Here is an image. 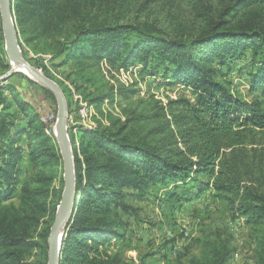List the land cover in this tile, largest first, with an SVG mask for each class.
<instances>
[{"label": "trees", "instance_id": "16d2710c", "mask_svg": "<svg viewBox=\"0 0 264 264\" xmlns=\"http://www.w3.org/2000/svg\"><path fill=\"white\" fill-rule=\"evenodd\" d=\"M11 1L21 47L70 62L77 77L94 87L85 96L92 103L129 102L125 120L109 115L108 125L79 133L80 150L73 152L76 199L59 264H129L134 245L127 222L118 219L134 212L127 198L145 201L172 186L176 191L168 199H176L179 185L189 190L186 195L212 191L233 218H243L256 264H264V0H220L229 3L219 11L199 8L206 0H186L196 19L186 37L155 22L93 15L83 0ZM47 39L51 46H40ZM247 52L254 65L251 101L235 97L215 66L230 67ZM103 60L114 69L155 60L159 67L173 68L167 74L195 99L182 95L164 106L154 97H137L135 89L121 87L116 93L105 81ZM19 92L15 85L0 87V264H25L37 237L47 245L57 210L52 208L51 224L40 231L57 174L47 170L59 162L56 138ZM15 104L24 115L17 122ZM24 120L27 126L20 123ZM23 136L29 139L26 155L17 147ZM232 253L231 241L220 235L180 264H228Z\"/></svg>", "mask_w": 264, "mask_h": 264}, {"label": "rangeland", "instance_id": "374dc122", "mask_svg": "<svg viewBox=\"0 0 264 264\" xmlns=\"http://www.w3.org/2000/svg\"><path fill=\"white\" fill-rule=\"evenodd\" d=\"M83 1L86 2L87 10L92 11L93 15L124 23L155 22L168 29L172 35L179 37L188 36L196 20L193 6L186 0ZM206 1L203 4L201 2L199 8L211 7L219 11L229 3L220 0ZM51 44V39H47L42 41L40 46L50 47ZM20 48L23 56L27 53L24 58L55 82L64 93L68 104L67 127L73 152L74 148L80 150L79 133L81 131H94L101 125H108L109 115L125 120L123 109L129 102L122 103L118 99L115 104H112L107 99L94 104L91 102V97H85L90 92L94 93V87L77 77L70 62H66L64 58H56L49 53L35 55L25 46H20ZM0 54L3 58L0 62V87L8 84L17 86L20 97L39 114L45 125L46 133L56 138L55 149L58 152L56 159L59 162L56 166H48L47 169L57 174L50 184L47 197L48 212L41 220V231L51 224L54 207L57 208L56 218L65 189L64 168L62 167L64 161L59 141L55 135L59 111L58 102L50 90L26 76L24 72L16 70L17 72L13 73L11 59L6 52L1 12ZM252 63L250 52L245 53L241 58L233 59L230 67H222L218 62L215 63V66L225 73L224 79L230 83L229 89L232 94L245 101H251L253 96L250 90L251 76L249 75L254 67ZM6 64L10 65L9 70L4 68ZM100 67L105 81L114 87L116 93L121 87L135 89L138 91L137 97L145 99L154 97L164 106L172 100L179 99L182 95L195 99L189 88L184 84H177L176 80L171 78L173 68L159 67L155 60H149L147 64L137 61L124 69H114L107 60H103ZM167 71L171 75L167 74ZM99 86L104 88L103 83ZM4 91L8 100H12L10 91ZM14 111L17 115L16 122L24 118L17 104L14 105ZM20 123L28 125L26 120ZM28 129L31 130L29 127ZM28 143L27 136H23L17 145L23 148L24 155L27 153ZM2 146L0 141V148ZM24 178V174L21 173L20 185L24 182ZM178 187L176 199H168L169 195L176 191L172 186L160 193L150 194L145 201H139L134 197L127 198L125 203L132 206L134 212L128 215L121 213L118 219L127 222L129 227L126 233L134 245V250L127 253L129 264H153L154 262L180 264L192 256L200 255L203 243L213 241L220 235L228 238L233 247L232 257L228 264H256L255 243L243 218H233L228 211V205L215 198L210 190L201 195H196V190H191L190 195H186L189 190L181 185ZM19 189L13 199L16 203H18ZM35 241L38 246L35 247L32 256L25 261V264H48V242L45 245L39 237Z\"/></svg>", "mask_w": 264, "mask_h": 264}, {"label": "water", "instance_id": "95a60500", "mask_svg": "<svg viewBox=\"0 0 264 264\" xmlns=\"http://www.w3.org/2000/svg\"><path fill=\"white\" fill-rule=\"evenodd\" d=\"M0 12L6 41V52L9 58L28 72L29 75L25 74L26 76L39 82L42 86L50 90L58 102L59 111L56 137L59 141L64 161L65 189L61 205L48 239V264H59L62 238L72 217L73 206L76 199L75 162L67 127L68 104L60 87L24 58L20 48L19 34L15 24L12 1L0 0ZM14 72L17 71L13 68V73Z\"/></svg>", "mask_w": 264, "mask_h": 264}, {"label": "bare ground", "instance_id": "6f19581e", "mask_svg": "<svg viewBox=\"0 0 264 264\" xmlns=\"http://www.w3.org/2000/svg\"><path fill=\"white\" fill-rule=\"evenodd\" d=\"M11 64L15 70H19L21 72H24L26 75H29L28 72L15 61H11ZM55 132L57 133V127H55Z\"/></svg>", "mask_w": 264, "mask_h": 264}]
</instances>
